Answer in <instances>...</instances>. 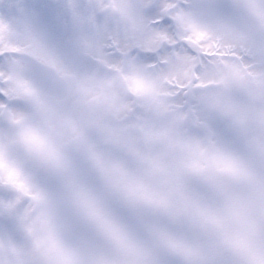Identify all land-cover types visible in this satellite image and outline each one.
<instances>
[{"label":"snow or ice","instance_id":"snow-or-ice-1","mask_svg":"<svg viewBox=\"0 0 264 264\" xmlns=\"http://www.w3.org/2000/svg\"><path fill=\"white\" fill-rule=\"evenodd\" d=\"M187 35L177 45L198 49ZM58 72L46 42L0 34V216L28 226V264H264V138L255 152L218 134L157 162L70 137L53 116ZM248 203L258 240L245 257L233 244Z\"/></svg>","mask_w":264,"mask_h":264},{"label":"rangeland","instance_id":"rangeland-1","mask_svg":"<svg viewBox=\"0 0 264 264\" xmlns=\"http://www.w3.org/2000/svg\"><path fill=\"white\" fill-rule=\"evenodd\" d=\"M2 1L0 24L6 27H0V34L10 30L23 43L40 39L57 57L59 72L52 78V107L64 135L117 144L125 153L135 151L139 157L142 149L149 147L152 161L157 162L165 149L168 158L195 154L204 149L197 141H213L214 134L228 125L221 111L239 102L234 94L251 89L252 82L242 74L249 76L247 71L234 62L231 69L228 61L227 67L221 63L226 50L211 30L217 23L213 22V0H179L176 12L165 9L173 5L167 0H88L86 16L77 8L74 20L55 24L23 21L15 15L10 0ZM236 1L227 0L222 6L233 11ZM246 1L264 20V0ZM165 16L169 23H158ZM184 33L198 49L177 45V38ZM228 33L225 28L221 36L227 38ZM215 45L222 48L220 56L211 53ZM261 72L264 70L257 69L256 74ZM258 85L264 93V85ZM257 88L243 100L258 101ZM222 100L225 107L219 105ZM187 103L192 105V114L187 112ZM260 105L263 108L264 102ZM228 112L226 139L258 152L256 136H251L257 126L245 124L242 114ZM68 124L73 125L71 129ZM254 211L243 208L241 214L251 248L258 240L251 219ZM27 231L28 226L17 219L0 216V251L13 248Z\"/></svg>","mask_w":264,"mask_h":264},{"label":"flooded vegetation","instance_id":"flooded-vegetation-1","mask_svg":"<svg viewBox=\"0 0 264 264\" xmlns=\"http://www.w3.org/2000/svg\"><path fill=\"white\" fill-rule=\"evenodd\" d=\"M39 5L41 8V17L40 18H33L27 15L28 11H22V12H15V15L18 17H21L23 21L29 22V23H42L45 21H49L51 24L58 20H66V21H72L75 17H78L76 13V9H81V12L86 16L87 14V5L88 0H38ZM93 1V0H92ZM168 2L173 1L172 7H165L171 8L172 12H176L178 8L179 0H167ZM227 0H219L218 4L216 0H213V3L215 5L212 6V12H213V22H217L214 24V26L211 27V30H214L213 32L215 35H218L219 43H223V48L226 50L224 51V59L221 61L222 64L226 65L225 61H228L230 66L228 67L231 69V65L233 62L238 65V68L241 69L243 72L247 71L248 75L246 73H242L245 78L250 80L252 83L249 84L250 90L247 92H243L242 94H234V96H237L239 99V102L237 104L234 103V107L232 109H226V111H221L224 114V117L226 115L227 126L223 131H219L214 134V138L218 134H223L224 138L226 139V134L229 129V119L228 114L230 112L232 113H238L242 114V116L246 117L244 118V123L251 126H257L256 131L251 134V136H256L255 138V144L257 146V149L259 148L258 152L261 150V141L262 138H264V107L261 108L260 102H264V93L260 91L259 88L256 86H259L258 84L264 85V72L257 73L258 70H264V20L262 18V15L256 14V10L252 7V5L247 2L246 0H237L234 3V9L233 11L231 8L227 9L224 8L226 5L222 3L226 2ZM11 2V8L14 10L13 1ZM110 2V1H109ZM3 5V1L0 0V9ZM217 5L219 7H217ZM81 6V7H80ZM80 7V8H79ZM216 7L219 9H222L220 12L222 13H215ZM170 10V11H171ZM15 11V10H14ZM80 17V16H79ZM226 17V18H224ZM225 28L228 30L227 38H223L221 36V32H224ZM16 30V29H15ZM214 50L211 52L213 56L219 55L221 53V47L215 45ZM211 54V55H212ZM220 56V55H219ZM251 59V62H248V60ZM227 67V65H226ZM252 71V73L250 72ZM241 78L243 79V76L241 75ZM256 85V86H255ZM255 88L260 92L258 94V97H261L258 99V101H253L251 99H244L243 97L246 94H251L254 92ZM77 94H80L81 91L79 89L76 90ZM261 94V95H260ZM242 96V97H241ZM251 104L252 109L250 114H246L244 112V107L246 104ZM65 104H68V101H65ZM219 105H223V107L226 106V103L224 100L219 102ZM192 105L187 103L185 104V107L189 108ZM247 106V105H246ZM179 107V105H178ZM183 106H180V110ZM224 109V108H223ZM225 110V109H224ZM177 111V110H176ZM187 112L192 114L193 110L189 111L187 109ZM59 114L61 116L64 115V110L60 109ZM253 117V118H252ZM230 118V115H229ZM56 123L59 122L58 119L55 121ZM73 125L68 124L67 128L71 129ZM199 138V137H198ZM145 139V137L143 138ZM143 139L141 138V142H143ZM199 146L201 148H206L210 144L214 142L210 141L209 139L207 141H202L201 143L197 141ZM231 143V142H230ZM162 144V143H161ZM234 146L241 147L244 145L242 142L238 143H231ZM117 149H119L121 152H124L123 148H120L117 146V144H110ZM163 146V144H162ZM161 149H165V146L161 147ZM162 156L159 162H163L168 158V152L165 149L164 152L160 151ZM125 153V152H124ZM128 153V152H127ZM143 154L142 158L153 160L154 157H151L149 147H144L142 151L140 152ZM135 154V151L133 153ZM139 154V153H138ZM140 156V155H139ZM246 182L249 184V186H253L255 182V177L251 173L247 174ZM251 208H254V206L251 203H248L244 206L245 210H249ZM255 212V211H254ZM30 233L28 230L26 233L22 234L20 238L18 239L17 243H13V248H8L3 251H0V264H2V260L5 257L6 254L9 252L15 253L18 259H21L22 264H28V261L30 260V254L32 253V250L34 248V241L30 245H26V243L23 240V235Z\"/></svg>","mask_w":264,"mask_h":264},{"label":"water","instance_id":"water-1","mask_svg":"<svg viewBox=\"0 0 264 264\" xmlns=\"http://www.w3.org/2000/svg\"><path fill=\"white\" fill-rule=\"evenodd\" d=\"M13 5L16 11H28L27 15L33 18H40L41 17V8L39 5L38 0H13ZM252 105L248 104L244 108V112L246 114H250L252 111ZM23 240L26 245H30L33 241L32 234L29 233L23 236ZM233 249L241 256L247 257L250 253L249 244L246 240L240 239L233 244ZM2 264H22L21 259H18L15 253H8L4 259Z\"/></svg>","mask_w":264,"mask_h":264},{"label":"bare ground","instance_id":"bare-ground-1","mask_svg":"<svg viewBox=\"0 0 264 264\" xmlns=\"http://www.w3.org/2000/svg\"><path fill=\"white\" fill-rule=\"evenodd\" d=\"M4 31H6L7 32V30H4ZM3 30H2V32H4Z\"/></svg>","mask_w":264,"mask_h":264}]
</instances>
